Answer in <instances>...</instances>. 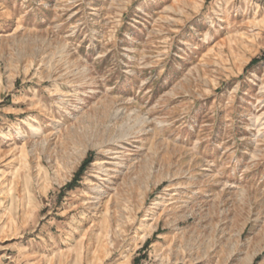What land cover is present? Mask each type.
Returning a JSON list of instances; mask_svg holds the SVG:
<instances>
[{"label":"rangeland","instance_id":"374dc122","mask_svg":"<svg viewBox=\"0 0 264 264\" xmlns=\"http://www.w3.org/2000/svg\"><path fill=\"white\" fill-rule=\"evenodd\" d=\"M0 264H264V0H0Z\"/></svg>","mask_w":264,"mask_h":264},{"label":"trees","instance_id":"16d2710c","mask_svg":"<svg viewBox=\"0 0 264 264\" xmlns=\"http://www.w3.org/2000/svg\"><path fill=\"white\" fill-rule=\"evenodd\" d=\"M89 162H90V158L87 157V158L85 159V161L83 162V168H84V166L87 165Z\"/></svg>","mask_w":264,"mask_h":264}]
</instances>
